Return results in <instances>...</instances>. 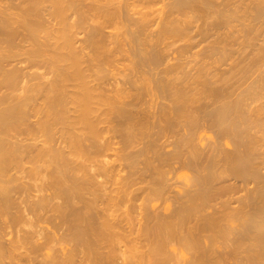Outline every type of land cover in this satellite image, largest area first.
I'll return each instance as SVG.
<instances>
[{
    "label": "bare ground",
    "instance_id": "obj_1",
    "mask_svg": "<svg viewBox=\"0 0 264 264\" xmlns=\"http://www.w3.org/2000/svg\"><path fill=\"white\" fill-rule=\"evenodd\" d=\"M0 264H264V0H0Z\"/></svg>",
    "mask_w": 264,
    "mask_h": 264
},
{
    "label": "rangeland",
    "instance_id": "obj_2",
    "mask_svg": "<svg viewBox=\"0 0 264 264\" xmlns=\"http://www.w3.org/2000/svg\"><path fill=\"white\" fill-rule=\"evenodd\" d=\"M155 7H157V6H155ZM180 44H182V43H181V42H179V43H178V45H180Z\"/></svg>",
    "mask_w": 264,
    "mask_h": 264
}]
</instances>
